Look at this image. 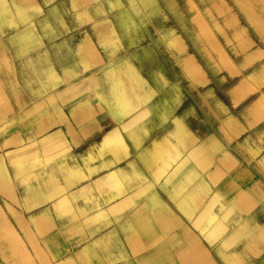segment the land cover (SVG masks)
Segmentation results:
<instances>
[{
    "label": "crops",
    "instance_id": "0c3cea01",
    "mask_svg": "<svg viewBox=\"0 0 264 264\" xmlns=\"http://www.w3.org/2000/svg\"><path fill=\"white\" fill-rule=\"evenodd\" d=\"M147 6L0 0V264H264V46Z\"/></svg>",
    "mask_w": 264,
    "mask_h": 264
},
{
    "label": "rangeland",
    "instance_id": "374dc122",
    "mask_svg": "<svg viewBox=\"0 0 264 264\" xmlns=\"http://www.w3.org/2000/svg\"><path fill=\"white\" fill-rule=\"evenodd\" d=\"M153 3L154 0H144V4L148 5L150 8L153 6ZM157 3H160L162 11L165 8L168 9L170 7L172 9L177 8L179 11L186 13L197 11L199 5L203 12L208 15V35L210 37V46H214V51L218 52L222 64L230 69H232L231 67L233 66V61L227 51L232 56H234L237 52H243V50L248 48L249 45H253L254 42L251 38L256 39L260 46H264V33H260L257 30V26L255 25L256 21L254 20L255 14L258 13L264 21V0H160L159 2L158 0H155V4ZM229 14L232 17L231 19H235V21H231L227 18V15ZM162 19H164V22L167 20L166 17H162ZM178 19H180V17ZM145 23L146 25H151V16L148 14L145 15ZM235 27L241 28V30H246L247 32H234L236 38L242 37L243 34L246 36V43L243 48L239 46L238 42L233 37L232 30ZM262 29L264 30V25H262ZM213 31L217 34L219 39H221V42L227 51L221 46ZM163 35L164 33H161V40L163 39ZM146 40H153L152 33H146ZM216 47H219V50ZM225 58L228 63L224 61ZM192 61V65H196L194 60ZM242 74L247 76V73ZM1 212L4 213L3 209L0 207V214ZM1 217L2 216H0V218ZM1 228L7 233L9 238H14L12 231L8 226H5V224L2 223ZM6 233L4 234L6 235Z\"/></svg>",
    "mask_w": 264,
    "mask_h": 264
},
{
    "label": "bare ground",
    "instance_id": "6f19581e",
    "mask_svg": "<svg viewBox=\"0 0 264 264\" xmlns=\"http://www.w3.org/2000/svg\"><path fill=\"white\" fill-rule=\"evenodd\" d=\"M0 216H2L1 218L3 219V221H4V224H5V226H8L10 229H11V231H12V234H13V236H14V239L16 240V241H19V243H21L22 241H20V239H19V236L16 234V232L14 231V226H13V224L9 221V219L4 215V213H2L1 212V214H0ZM13 229V230H12ZM21 238V237H20ZM22 240V239H21ZM14 243V242H13ZM23 244V243H22ZM14 245V244H13ZM24 246V245H23ZM22 246V247H23ZM21 247V248H22ZM25 247V246H24ZM18 250H19V248H18ZM24 250V249H23ZM20 253V252H19ZM21 254V253H20ZM21 256V255H20ZM24 258V257H23ZM26 258V257H25ZM27 259V258H26ZM26 261V260H25Z\"/></svg>",
    "mask_w": 264,
    "mask_h": 264
}]
</instances>
